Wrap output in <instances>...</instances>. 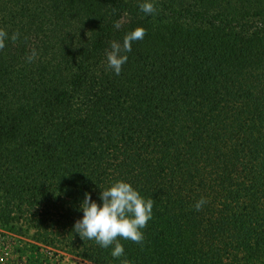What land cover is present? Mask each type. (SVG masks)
Returning <instances> with one entry per match:
<instances>
[{
  "label": "trees",
  "instance_id": "obj_1",
  "mask_svg": "<svg viewBox=\"0 0 264 264\" xmlns=\"http://www.w3.org/2000/svg\"><path fill=\"white\" fill-rule=\"evenodd\" d=\"M142 2L0 0V232L89 264H264V0ZM117 181L155 201L121 258L73 230Z\"/></svg>",
  "mask_w": 264,
  "mask_h": 264
},
{
  "label": "clouds",
  "instance_id": "obj_2",
  "mask_svg": "<svg viewBox=\"0 0 264 264\" xmlns=\"http://www.w3.org/2000/svg\"><path fill=\"white\" fill-rule=\"evenodd\" d=\"M140 10L145 15L158 13L154 0H144L139 4ZM121 18L114 22V28L120 30L124 24ZM147 32L143 27H137L128 32L123 41L112 40L110 48L106 50L107 67L119 75L122 66L128 61V53L132 51L133 42L144 39ZM20 38L18 31L9 33L0 29V51L6 47V42L11 40L15 43ZM38 53L35 48L26 57L27 62L36 60ZM101 203L93 200L91 193L86 192L80 204L83 212L82 219H78L73 230L83 240H93L102 248H112L113 258H121L125 255V248L121 240H130L143 246L145 240L143 229L153 218L154 200L145 199L130 183L117 181L112 186L102 189L99 193ZM207 199L201 197L194 205L196 211L202 210ZM122 264H129L127 259Z\"/></svg>",
  "mask_w": 264,
  "mask_h": 264
},
{
  "label": "rangeland",
  "instance_id": "obj_3",
  "mask_svg": "<svg viewBox=\"0 0 264 264\" xmlns=\"http://www.w3.org/2000/svg\"><path fill=\"white\" fill-rule=\"evenodd\" d=\"M17 235H3L0 232V264H89L78 255L38 244Z\"/></svg>",
  "mask_w": 264,
  "mask_h": 264
}]
</instances>
